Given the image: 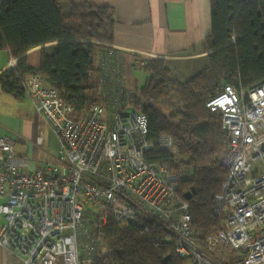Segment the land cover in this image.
<instances>
[{"label":"built area","instance_id":"built-area-1","mask_svg":"<svg viewBox=\"0 0 264 264\" xmlns=\"http://www.w3.org/2000/svg\"><path fill=\"white\" fill-rule=\"evenodd\" d=\"M109 55L99 71L104 89L119 79ZM148 61L136 57L133 65L144 69ZM24 89L52 127L59 151L54 162L29 171L13 142L0 138V196L6 197L0 247L13 257L8 264H91L98 253L95 231L110 220L163 227L175 240L177 257L192 264H264V81L224 85L205 104L220 114L227 143L220 158L226 172L214 198L222 223L202 238L179 195L180 181L191 171L146 159L153 150L175 159L177 147L170 135L149 141L147 115L128 106L134 90L104 92L103 103L75 118L73 106L38 76L27 78Z\"/></svg>","mask_w":264,"mask_h":264},{"label":"trees","instance_id":"trees-1","mask_svg":"<svg viewBox=\"0 0 264 264\" xmlns=\"http://www.w3.org/2000/svg\"><path fill=\"white\" fill-rule=\"evenodd\" d=\"M210 17L204 69L181 82L164 60L148 61L143 70L151 77L134 89L128 102L130 109L147 115L149 141L170 135L177 147L175 159L156 150L147 152L146 159L191 171L182 177L179 195L185 199L191 193V224L201 238L222 223L214 198L226 172L220 158L227 143L220 114L205 104L224 85L247 88L264 81V0H210ZM113 27L111 7L72 6L63 15L57 0H6L0 12V50L7 49L18 61L0 76L3 91L19 99L26 79L36 75L73 106L75 118L86 116L94 104L103 103L89 93L93 87L86 80L97 70L95 53L113 42ZM47 44L52 46L47 49ZM36 47H41V56L35 68L25 53ZM95 232L97 246L104 250L91 264H184L175 253L173 236L151 221L110 220Z\"/></svg>","mask_w":264,"mask_h":264},{"label":"crops","instance_id":"crops-1","mask_svg":"<svg viewBox=\"0 0 264 264\" xmlns=\"http://www.w3.org/2000/svg\"><path fill=\"white\" fill-rule=\"evenodd\" d=\"M63 15L72 6L92 5L113 8V42L106 43V49L98 51L102 68L105 52H109L107 64L110 70L119 73L106 89L115 95L117 90L131 93L136 87L132 69L134 59L141 57L149 61L162 59L177 71L180 60H204L207 53L204 40L211 32L210 0H57ZM49 49L52 44L45 45ZM27 63L32 67L40 64L41 47L29 49ZM18 58L7 49L0 50V76L16 67ZM175 72V73H174ZM178 73V74H177ZM125 76V77H123ZM125 79L122 80L121 79ZM106 94V92H105ZM101 94H99V97ZM13 142L15 154L28 160V170L49 161H55L59 151V140L50 124L37 113L29 95L24 91L16 98L3 91L0 83V138ZM6 202L0 196V204ZM4 221L0 215V223ZM13 257L0 247V264H8Z\"/></svg>","mask_w":264,"mask_h":264},{"label":"rangeland","instance_id":"rangeland-1","mask_svg":"<svg viewBox=\"0 0 264 264\" xmlns=\"http://www.w3.org/2000/svg\"><path fill=\"white\" fill-rule=\"evenodd\" d=\"M99 52L97 51L95 53V66L98 67L100 65V59L98 57ZM180 65L177 66V71L180 73L181 71V75H172L175 79L180 80L181 82H185L187 80H189L190 78L194 77L196 74H198L199 72H201L204 67L206 66V60H180ZM169 68L173 71V69L169 66ZM132 70V76L136 79V83L134 84L135 87L140 88L142 86H144L146 80H148L151 75L150 73L144 71L141 67H134L131 68ZM175 73V72H174ZM125 77V76H124ZM125 80V79H124ZM86 84L88 86H92L93 88L90 90V94L94 95V97H99V94H102L104 92H106L107 94H109V91H114L113 90H106L103 88V84H102V79L101 76L98 72V70H95L94 72H91L86 80ZM125 94H129V92H125ZM101 96L99 98H101ZM170 98L173 99L172 102L176 103V99L174 97L173 94H170ZM163 112L167 113L168 108L164 107ZM69 231H65L64 234L68 233ZM103 251L104 248H102L101 246L98 247V251ZM81 256L83 257L84 261L86 262L88 260V255L84 252L81 251ZM184 264H192L190 261L188 260H183Z\"/></svg>","mask_w":264,"mask_h":264},{"label":"water","instance_id":"water-1","mask_svg":"<svg viewBox=\"0 0 264 264\" xmlns=\"http://www.w3.org/2000/svg\"><path fill=\"white\" fill-rule=\"evenodd\" d=\"M190 198H191V193L188 192L187 195L185 196V199H186V200H189ZM165 261H166V259H165Z\"/></svg>","mask_w":264,"mask_h":264}]
</instances>
